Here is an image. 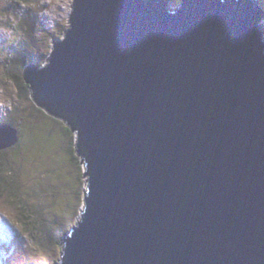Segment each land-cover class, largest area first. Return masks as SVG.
<instances>
[{
	"label": "water",
	"instance_id": "obj_1",
	"mask_svg": "<svg viewBox=\"0 0 264 264\" xmlns=\"http://www.w3.org/2000/svg\"><path fill=\"white\" fill-rule=\"evenodd\" d=\"M169 3L74 0L26 76L85 166L59 264H264V10Z\"/></svg>",
	"mask_w": 264,
	"mask_h": 264
},
{
	"label": "rangeland",
	"instance_id": "obj_2",
	"mask_svg": "<svg viewBox=\"0 0 264 264\" xmlns=\"http://www.w3.org/2000/svg\"><path fill=\"white\" fill-rule=\"evenodd\" d=\"M169 1L175 10L181 4ZM72 7L73 0H0V123L20 135L19 145L0 156V174L10 177L13 168L18 178L14 190L12 178L5 181L3 193L10 190L0 194V264H59L63 236L83 209L85 166L80 170L73 150L76 137L37 106L24 80L28 65L48 63L70 26ZM25 209L43 210L45 234L34 231L41 215ZM27 216L29 225L21 219Z\"/></svg>",
	"mask_w": 264,
	"mask_h": 264
},
{
	"label": "trees",
	"instance_id": "obj_3",
	"mask_svg": "<svg viewBox=\"0 0 264 264\" xmlns=\"http://www.w3.org/2000/svg\"><path fill=\"white\" fill-rule=\"evenodd\" d=\"M18 1L19 0H15V1H12L11 0V2H16V3H18ZM259 3L261 4V2H260V0H259ZM29 64V63H28ZM31 64V63H30ZM37 66H35V65H28L27 67H26V69L24 70V80H25V82H26V76L28 75V73H29V71L31 70V69H33V68H36ZM24 68L22 67V69L21 70H23ZM37 69V68H36ZM13 78H17V77H13ZM26 84H28L27 82H26ZM29 85V84H28ZM29 87H30V85H29ZM30 89H31V87H30ZM32 100L34 101V99H33V92H32ZM50 115V114H49ZM51 117H53V118H57V117H55V116H52V115H50ZM4 124L3 123H0V126H3ZM14 125V124H13ZM74 133V132H73ZM76 137V135H75V133L73 134V138H75ZM75 141V142H74ZM72 142H73V150H74V153H75V155L77 154V148H76V140H73L72 139ZM19 143H20V135H19ZM19 143L16 145V146H18L19 145ZM16 146H14V147H16ZM14 147H12V148H14ZM12 148H10V149H12ZM10 149H7V150H3V151H0V156H3V154H6L7 152H9V150ZM76 157H77V159H78V161L80 162V170L82 169V165H83V163H82V161H81V158L78 156V154L76 155ZM0 167H1V165H0ZM12 169V171H14V169L13 168H11ZM0 170H1V168H0ZM11 171V175H10V177H8V176H6L7 177V179H6V177L5 176H3V175H1L0 174V194H3V197H4V195L5 196H7L8 195V192H9V190H10V187L11 188H13V190H14V184H16L17 182H18V178H17V174L16 173H14V172H12ZM2 174H3V172H2ZM82 177L83 178H85V176H84V173L82 174ZM12 178V179H11ZM9 179H11V185H10V187H6V189H5V194L3 193V189L5 188V181H7V180H9ZM15 191H16V189H15ZM26 210V214H30V216H33V215H37V218H38V215L40 214L41 215V219H39V221L41 222V225H39L38 227H36V229L34 230V231H38L39 233L41 232L42 234H45V231H44V227H46V225H47V223H45V219H46V216L42 213L43 212V210L42 209H33V211H31V210H29V209H25ZM21 219H22V221H25L24 223H26V224H28L29 225V219H28V216L26 217V220H24V218L23 217H21ZM43 226V228L42 229H40L41 227Z\"/></svg>",
	"mask_w": 264,
	"mask_h": 264
},
{
	"label": "clouds",
	"instance_id": "obj_4",
	"mask_svg": "<svg viewBox=\"0 0 264 264\" xmlns=\"http://www.w3.org/2000/svg\"><path fill=\"white\" fill-rule=\"evenodd\" d=\"M259 1V0H258ZM73 4H74V0H73ZM259 5H260V3H259ZM260 7H261V5H260ZM263 10H264V8H263ZM72 13H73V7H72V12H71V15H72ZM71 15H70V17H71ZM262 23H264V20L262 21ZM70 24V23H69ZM70 26H68V28H69ZM67 28V29H68ZM66 29V30H67ZM66 30H65V32H66ZM64 37H65V35H64ZM51 56V55H50ZM47 65V64H46ZM46 65L44 66V67H42V68H45L46 67ZM1 127V126H0ZM84 176H85V171H84Z\"/></svg>",
	"mask_w": 264,
	"mask_h": 264
},
{
	"label": "bare ground",
	"instance_id": "obj_5",
	"mask_svg": "<svg viewBox=\"0 0 264 264\" xmlns=\"http://www.w3.org/2000/svg\"><path fill=\"white\" fill-rule=\"evenodd\" d=\"M3 126H4V125H3ZM6 126H9V127H11V128H13V129H14V127H13V126H11V125H6ZM6 126H5V127H6ZM16 131H17V130H16ZM17 132H18V131H17ZM18 138H19V132H18ZM18 143H19V141H18ZM18 143H17V144H18Z\"/></svg>",
	"mask_w": 264,
	"mask_h": 264
}]
</instances>
